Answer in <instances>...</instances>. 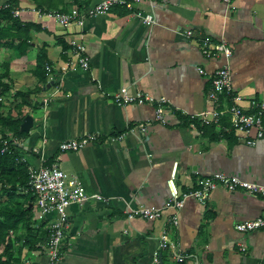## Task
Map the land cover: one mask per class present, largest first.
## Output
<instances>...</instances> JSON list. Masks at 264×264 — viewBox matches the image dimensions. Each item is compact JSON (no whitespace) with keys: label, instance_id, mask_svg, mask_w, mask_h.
I'll use <instances>...</instances> for the list:
<instances>
[{"label":"crops","instance_id":"1","mask_svg":"<svg viewBox=\"0 0 264 264\" xmlns=\"http://www.w3.org/2000/svg\"><path fill=\"white\" fill-rule=\"evenodd\" d=\"M98 1L16 0V18L41 28H26L20 32L25 42L0 48V74L10 85L1 97L3 111L22 112L24 118L31 114L34 121L20 142L22 159L29 167L58 160L90 194L103 196L68 207L60 264H152L156 251L162 264H264V228L242 233L235 226L264 217V195L219 186L206 202L191 196L180 209L167 203L176 161L181 192L216 172L264 184V135L247 143L244 133L225 129L231 127L229 114L220 124L190 122L192 114L199 117L228 103L224 96L220 103L210 97L214 71L228 59L222 54L207 58L205 36L231 47L232 79L243 108L253 111L256 102H264V0L136 4V11L155 14L154 24L124 6L83 23L63 24L49 13ZM78 44L90 57L87 69L75 56ZM122 87L167 98L172 111L166 122L155 119L156 103L115 102L112 95ZM144 122H149L146 130L133 129ZM92 132L101 140L75 151L59 148L65 139ZM25 185L18 187V204H27ZM7 201L0 184V203ZM32 206L33 232L23 227L12 232L14 264H40L48 257L51 223L58 214H43L36 197ZM143 207L163 211L146 217L138 213ZM164 233L170 245L161 249ZM3 250L0 245V254ZM179 251L184 261L174 258Z\"/></svg>","mask_w":264,"mask_h":264},{"label":"built area","instance_id":"2","mask_svg":"<svg viewBox=\"0 0 264 264\" xmlns=\"http://www.w3.org/2000/svg\"><path fill=\"white\" fill-rule=\"evenodd\" d=\"M142 0H100L86 7L74 6L67 12H52L61 23L68 24L71 21H79L83 23L88 17L98 14H105L111 11L116 6H124L133 14L137 15L147 24H154L156 17L153 12L136 11V4ZM0 9L10 10L14 16L19 14V9L13 6L10 2H0ZM190 36L193 30L187 31ZM86 46L78 44L75 49V56L79 63L84 68L90 67V57L86 54ZM202 52L207 58H212L219 54L224 55L228 62L217 68L212 76V89L210 97L215 102H222L221 96H224L228 103L226 106L214 108L204 111L198 117L196 114L190 116L191 125H196L197 119L204 123L220 124L222 118L229 114L231 117V127L225 129L235 130L236 132L244 133L246 142L255 144L259 136L264 135V102H256L253 111H246L240 104L241 95L235 90L232 69L230 60L233 55L231 47L224 41L213 42L211 36H205L202 40ZM50 69L51 64L46 63ZM201 72H208L202 68ZM115 102L120 104L128 103H156L155 119L161 122H166L169 112L172 108L169 101L165 97L157 98L149 93L132 94L127 87H122L118 92L112 95ZM149 122L138 124L136 128L146 130ZM101 140L97 133H88L83 136L68 138L60 142L59 148L62 151L79 150L86 145ZM2 152L8 148V141L3 142ZM178 162L173 165L171 176L168 184L171 189V199L167 202L168 205L180 209L184 206L185 200L188 197H196L197 199L206 202L211 197L213 190L219 186H223L229 190H245L255 194L264 195V184L245 180L239 176L231 175L226 172H216L207 176H202L198 179L197 186L189 191L181 192L177 182ZM30 186L34 190L37 198V204L43 214L56 212L58 217L51 223V235L48 241V257L40 264H60L64 252L65 229L68 226L69 213L68 207L74 203L84 204L90 198L103 199L101 194H90L83 181L78 177H69L65 170L59 165L58 160L51 163H43L39 167H29ZM162 209L157 207H143L138 213L146 217H158L162 214ZM132 217V215H131ZM175 223L178 222L177 216L174 217ZM236 229L242 233L250 232L260 228H264V217L258 216L253 219L241 220L236 222ZM160 248L169 247L168 235L164 233L159 242ZM241 250L245 251L246 246L241 244ZM175 260L184 261L185 255L179 251L174 255ZM152 264H162L161 255L156 251Z\"/></svg>","mask_w":264,"mask_h":264},{"label":"trees","instance_id":"3","mask_svg":"<svg viewBox=\"0 0 264 264\" xmlns=\"http://www.w3.org/2000/svg\"><path fill=\"white\" fill-rule=\"evenodd\" d=\"M8 2L13 6L16 5V0H8ZM31 27L41 28V26L30 23L23 24L10 10L0 9V48L13 46L16 41L25 42L26 37H23L20 32ZM11 29H14L13 32ZM26 51L27 49L22 50V52ZM7 64H5L6 67ZM9 88L10 85L2 81V74H0V132L3 134V137L0 138V184L8 196L6 203H0V245H4V250L0 254V264H14L13 260L16 259L14 258L16 237L13 239L12 232L18 231L21 227L26 228L28 232H33L31 220L34 212L33 206L29 207V205L36 197L29 184V166L22 159L21 154V149L24 146L20 142L29 135V132L21 129L24 115L21 111L17 115L3 111L1 97ZM5 140L9 145L7 150L2 152ZM24 184H26L24 187L29 189V191H25L26 194H23L27 200L26 205L17 203V198L21 195L17 193L18 187Z\"/></svg>","mask_w":264,"mask_h":264},{"label":"water","instance_id":"4","mask_svg":"<svg viewBox=\"0 0 264 264\" xmlns=\"http://www.w3.org/2000/svg\"><path fill=\"white\" fill-rule=\"evenodd\" d=\"M33 122V116L31 114L26 115L21 125V129L23 131L30 132L31 128L33 127Z\"/></svg>","mask_w":264,"mask_h":264}]
</instances>
